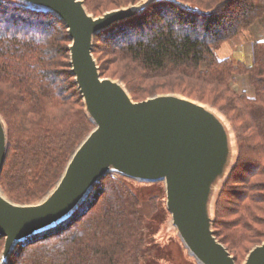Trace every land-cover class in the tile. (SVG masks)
<instances>
[{
	"label": "trees",
	"instance_id": "1",
	"mask_svg": "<svg viewBox=\"0 0 264 264\" xmlns=\"http://www.w3.org/2000/svg\"><path fill=\"white\" fill-rule=\"evenodd\" d=\"M138 1L85 4L98 16ZM263 12L264 0H158L96 35L97 40L108 39L104 48L114 54L112 68L104 66L94 45L102 75L122 80L135 100L142 92V99L159 94L157 90L179 93L214 107L230 123L237 152L215 199L214 230L237 263L240 247L247 245L248 254L264 241V195L256 180L264 175V41L255 44L250 65L220 58L216 48ZM70 43L68 28L55 12L20 0H0V113L8 128L0 183L19 203H35L54 187L95 125L72 72ZM236 71L249 74L254 96L231 90ZM136 72L149 75L137 78ZM150 78L160 83L145 88ZM229 92L233 108L224 99ZM238 116L247 119L249 135L239 129ZM250 138L253 144L247 147ZM234 178L238 183L232 190L239 193L222 212L227 183ZM128 180L114 172L103 177L71 217L17 243L6 264H140L145 220L142 201ZM92 196L95 201L83 210ZM218 214L228 218L218 223ZM4 243L0 234V255Z\"/></svg>",
	"mask_w": 264,
	"mask_h": 264
},
{
	"label": "water",
	"instance_id": "2",
	"mask_svg": "<svg viewBox=\"0 0 264 264\" xmlns=\"http://www.w3.org/2000/svg\"><path fill=\"white\" fill-rule=\"evenodd\" d=\"M20 1L53 11L65 22L72 72L95 125L39 201L16 202L0 183V234L5 236L0 264L9 261L17 243L71 217L111 172L138 182L163 181L171 223L198 263L238 264L214 230L215 199L237 152L228 120L214 107L179 93L135 100L122 80L102 75L94 54L98 33L158 0H140L98 16L85 0ZM7 152L8 128L0 113V178ZM243 264H264V241Z\"/></svg>",
	"mask_w": 264,
	"mask_h": 264
},
{
	"label": "rangeland",
	"instance_id": "3",
	"mask_svg": "<svg viewBox=\"0 0 264 264\" xmlns=\"http://www.w3.org/2000/svg\"><path fill=\"white\" fill-rule=\"evenodd\" d=\"M103 36L104 34L100 37ZM262 40L264 41V12L254 22V24L244 29L239 35L235 36L230 41L223 43L220 47L216 48L217 55L220 58L228 56L234 59L235 61L241 60L246 65H250L253 63L255 57V44L258 41ZM107 41L108 39L105 37L101 38L100 40H97L95 38V44L98 45V57L99 55L101 56V60L104 66H109L112 68L115 65V62H112L115 57L114 54H112L111 50L108 51L104 48H108ZM239 47H241V50L239 49ZM237 52L239 53L236 54ZM235 64L237 65L238 63ZM135 68H138V66H136ZM146 73L143 74L136 72L135 76L137 78H143L144 75H149ZM106 75H111V69L106 72ZM133 83H135V81H133ZM158 83H160V81H156L155 79L150 78L148 79L147 83H144V85L145 88L147 84L151 85L152 88H154V86ZM215 85L216 84H212L209 86V88H213ZM229 86L231 87V90H234L236 93L239 94L246 93L247 95L249 94V96H254L255 94V89L251 82L250 76L249 74L244 72L236 71L235 73H233V77L230 80ZM156 92L169 93L166 90H157ZM143 97H145L143 92L141 94L139 93V96L136 95V98L139 100H142ZM233 97L234 96L230 92L226 94V96H224L225 100L226 98H228L227 101H230V108L235 107L234 105H231L232 103H234L232 99ZM236 113L238 114V111H234V114ZM238 118L239 120H237V122L239 124V129L243 132L244 135H249L250 131L247 125V119L244 120L239 116ZM245 141L247 147H250V143L253 144V139L251 138ZM256 180L260 182L261 189H259L258 192L264 195V175H262V177H257ZM126 182L142 201L141 213L143 214V220H145V248L143 256L141 257L140 264H199L196 258L189 253L188 248L178 235L176 228L171 223V214L166 206V189L164 182H138L131 179ZM237 183L238 179L235 180V178L231 179L227 183V185H230L227 187L228 189L226 188L227 191L222 212L225 211L227 205L235 201L237 193H239L234 191L235 188H237ZM95 199V196H92V198L89 200V203L85 207H83V210L87 207H90V205L95 201ZM103 199L106 200V197ZM102 200L100 202H102ZM225 218L228 217H225L224 215L219 216L218 223L225 221ZM70 222L68 221V223ZM257 226L258 228H261V225ZM73 230L80 229L79 227H75ZM246 246L247 245L240 247V251L236 252L237 255H240L238 264H243L246 259Z\"/></svg>",
	"mask_w": 264,
	"mask_h": 264
},
{
	"label": "crops",
	"instance_id": "4",
	"mask_svg": "<svg viewBox=\"0 0 264 264\" xmlns=\"http://www.w3.org/2000/svg\"><path fill=\"white\" fill-rule=\"evenodd\" d=\"M239 49L241 50V47H239ZM239 51V50H238ZM239 52H237L236 54H238ZM240 55V54H239Z\"/></svg>",
	"mask_w": 264,
	"mask_h": 264
},
{
	"label": "built area",
	"instance_id": "5",
	"mask_svg": "<svg viewBox=\"0 0 264 264\" xmlns=\"http://www.w3.org/2000/svg\"><path fill=\"white\" fill-rule=\"evenodd\" d=\"M116 173H114V175H115Z\"/></svg>",
	"mask_w": 264,
	"mask_h": 264
}]
</instances>
